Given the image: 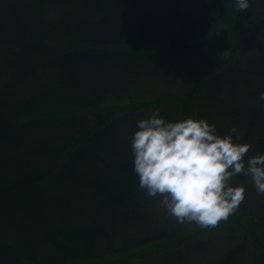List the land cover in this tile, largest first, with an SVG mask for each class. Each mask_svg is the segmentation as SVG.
<instances>
[{"label": "trees", "instance_id": "1", "mask_svg": "<svg viewBox=\"0 0 264 264\" xmlns=\"http://www.w3.org/2000/svg\"><path fill=\"white\" fill-rule=\"evenodd\" d=\"M9 1L0 0V164H5V160L11 165L19 160H35L36 168L14 177L0 174V264H110L115 259H97L100 257L98 241L105 235L99 238L101 240L97 236L89 244L85 240L83 244H70L66 238L54 241L51 233H61L71 241H78L85 234L94 235L101 231L103 222L94 219L92 209L97 206L98 195L105 191L108 178L115 183L116 190L99 202L98 210L104 213L111 208L116 216L120 210H123V215L129 212L125 209L129 205V209H137L138 199L144 190L139 187V177L134 172L132 161L120 160L125 155L123 150L107 151L116 141L121 126L133 118L135 108L145 109L153 103L176 104L179 117L194 115L207 118L215 123L221 134L235 129L232 135L240 142L250 144L247 156L264 152V99L259 95L264 92V57L261 62L252 60V66L239 55L240 43L231 41V46L227 47L226 40L220 39L223 33L215 35L214 30L211 34L215 18L213 9L204 10L192 22L189 18L182 21L176 18L181 11L180 1L176 3L174 0L171 8L164 12L169 14L175 25L182 21L191 26L181 25V31L161 24V30L149 24V17L144 18V12L139 17L137 12L131 17L122 0L110 2L114 10L105 7L106 1H100L104 6L98 11L105 14L106 20L115 17L117 21L118 18L121 25L116 30L107 31L104 27L90 28L88 23L95 19L80 20L81 13H87L88 9L94 14L97 11L91 8L90 1L51 0L50 6L60 10L49 21L29 12L35 5L46 4L45 0ZM135 1L136 7L140 3H148V0ZM10 3L14 6L10 7ZM237 4L236 0L238 11L232 18L235 23L233 34H242L246 28L241 29L240 26L246 24L248 29L255 31L257 41H261L257 46L264 52V13L254 14L258 21L253 24L247 14L250 0L246 10L241 11ZM16 12L18 15L14 22H9V15ZM75 13L78 20L71 22ZM194 21L197 27L193 26ZM133 23H140L141 27ZM190 29L194 30V35L185 38L183 32ZM196 46L211 47L218 53L213 65L197 75L187 92L147 104H119L112 100L127 96L133 81L139 76L141 66L138 63L162 50H186ZM39 62L43 73L45 69L49 71L43 74L48 83L42 86L34 79L32 82L37 83L38 91L34 89L22 94L24 82L38 75ZM136 64L138 69L133 70L132 66ZM123 65L132 69L110 74L114 67ZM77 78L84 88H76ZM134 130L124 140L125 144L131 142ZM53 135L57 138L52 141L49 136ZM100 138L104 142L97 155L95 145ZM14 142L22 145L14 146L16 150L12 152L5 148ZM3 148L8 154L2 151ZM112 158L117 162L115 165ZM83 162L87 163L84 172L77 171ZM108 170L112 172L108 173ZM113 173L122 179H117ZM129 175L133 179L130 183L126 181ZM249 179L250 176L240 174L233 181L238 184ZM82 192L92 193L89 201L84 196L86 193L82 195ZM82 197L83 202H80ZM37 198L41 202L48 201V207L37 210L26 204ZM84 207L89 213V221L81 227L77 216ZM122 219L126 224L128 219ZM227 219L228 225L245 233V244L231 246L216 264H240L247 252L252 255L249 264H264V207L255 213L237 207ZM210 228L197 226L183 236L178 232L167 235L168 230L166 236L161 234L162 241L150 248L172 243L177 246L191 240L194 247L191 252L195 249V253L202 255L208 252L202 237ZM151 237L147 235L143 241H150ZM149 251L148 248L143 254Z\"/></svg>", "mask_w": 264, "mask_h": 264}, {"label": "rangeland", "instance_id": "2", "mask_svg": "<svg viewBox=\"0 0 264 264\" xmlns=\"http://www.w3.org/2000/svg\"><path fill=\"white\" fill-rule=\"evenodd\" d=\"M45 1L47 2H45L46 4H40V6L35 5L34 8L29 10V12L32 11V15L37 14L41 17V19L45 21L53 20L54 17L59 13L60 9L51 7V0ZM86 1H90L88 3L91 5V8L94 7L97 10L95 11L93 9L95 11V14L99 17V22H97V16H95L94 12L90 13L89 11L91 9H88L87 13H81L82 16L79 17L80 20L95 19L94 22H91L89 20L91 22L88 23L90 28L95 26L102 29L104 27V30L112 31L118 29L119 26L121 27V25H119L118 18H116L117 21L114 20L115 17L106 20V18L104 17L105 14L100 13L98 11V9L102 10V7L104 6L102 5V3H100V1H106L105 7L107 9H113L110 3L112 0H82L83 3H86ZM169 1L171 3H168ZM177 1L178 0H176V3ZM179 1L181 11L176 14L177 19L183 21V19L188 20L189 18L192 22L195 18L200 15V13H203L204 10L206 11L208 8H211L215 11V18L213 20L214 24L212 26L213 30L211 34H213L214 30H216L215 35L223 33L224 36L220 37V39L226 40L227 47L231 46V41L240 43L241 48L238 51L239 55L247 59L252 66H254L252 60H254L255 62H261V59L263 60L264 52L261 47L257 46L261 44V41H257L256 33L253 29H248V26H246V24H243L242 26H240L241 29L246 28L243 33L239 34L238 36L237 34H233V31L235 29V23L234 21H232V18L236 11H238L236 8V0ZM9 2H11V0ZM122 2L124 5L126 4L127 7L125 6V9L131 17H133L136 12L138 14V17L139 15H141V13L143 14L144 12V18L148 16L149 19L148 17L147 19L150 22L149 24L156 26L155 28H159L162 30L163 27L161 26V24L163 26L169 25V28H173V30H181L182 26H189L182 23V21L180 25H178L177 23L175 25V22H171L172 20L169 14L164 12L166 8H171V4L172 2H174V0H148V3H140L139 5H137V7L135 0H122ZM66 5L67 4L63 5V8H65ZM250 5L251 7L247 10V14L251 18V22L253 21V24H256L258 20H255L254 14L258 16L259 14L264 13V0H250ZM13 6L14 5L11 4L10 7ZM117 14L119 15V9H117ZM16 15H18V12L9 15L8 21L13 23ZM28 15L30 14L28 13ZM77 16V13H75L73 15L74 19L71 22H73L74 20H78ZM167 17L169 18V20ZM139 24L135 23L134 25L140 28L141 25ZM196 24L197 22L193 23V26L197 27ZM136 31L139 30L136 29ZM193 35L194 30L192 29L183 32V36L185 38H190ZM149 38L150 37L148 36V39ZM217 53L218 51L211 47L207 48L198 46L186 50H162L158 52L157 55L151 56V58L145 60L144 62H141V64L138 63V66H141L139 70V76L133 81L131 89L128 92L127 96H122L119 99L112 98V100L115 103L119 104L134 103L135 105H137L147 104V102H153L154 100L159 98L185 93L189 90L192 82L197 78V75L204 72L206 69L210 68L213 65L212 63L216 59ZM21 55H23L22 52ZM122 64L125 65L124 62H122ZM124 65L121 68L119 66L114 67L113 70H110V74L114 72L125 71L127 66ZM138 66L137 64L135 66H132L133 70H137ZM40 72H42V74ZM44 73L48 74L49 71L45 69ZM44 73L42 64L39 62L37 73L38 75L30 79L29 81L24 82L21 91L22 94L30 93L34 89H36L35 91L37 92L39 88L37 83H42V86L47 84L48 81L46 77H44ZM34 79H36L37 83L32 82V80ZM85 80L87 81L88 77H86ZM75 82L78 83L76 86L77 89L84 88L83 85H81V82L79 83V78H77ZM157 107L160 109L161 114L164 115L166 118L175 119L179 117L178 111L176 110V104L171 106L166 104L153 103L151 106L145 109L135 108L133 118H131L128 122L121 126V128L119 129V133L117 134L116 141L114 142L113 146L108 147L107 151L123 150V153L125 155L120 157V160L123 162L132 161L133 164L132 149H130L131 142L125 144L124 140H127L131 132L136 128L138 120L144 116L149 115L152 109ZM44 134L46 133L44 132ZM49 135L51 134L49 133ZM54 138H57V136H49V139L51 140ZM103 142L104 141L102 138H100L99 141L97 140V143L95 145L96 151L102 147ZM9 143L11 142L9 141ZM18 145L21 146L22 144L14 142L12 145H5V148H9L8 150L12 152L16 150L14 146ZM11 146H13L14 149H12ZM6 149L3 148L2 151L8 154ZM96 154L99 155V152L97 151ZM116 160L118 161L119 158H117ZM3 162H5V164H0L2 165L0 166V174L2 176H17L18 174H21L23 172L33 171L36 168L34 165L35 160H25L23 162L19 160V162H16L13 165H11V162L7 160ZM85 162L80 165L77 171L84 172L83 168L87 166V163ZM111 162L113 165L117 163L115 162L114 158L111 159ZM109 172L112 171L108 170V173ZM115 175L116 173H113V176ZM115 177H117V179H122V177L119 175H116ZM130 178V175L129 177H126V181L128 183L133 181V179ZM106 182L107 187L105 191H101L102 193L98 195V200L96 201L98 202L96 204L97 206H94V209H92L95 213L94 219L96 221L103 222L101 231L95 233L94 235L85 234V236L83 238L81 237L80 239H78V241H73V239L71 241L70 238H67V235L55 232L51 233V237L54 241H56L57 239L60 240L61 238H66L69 240L68 243L70 244L74 242H80L82 244L88 242L89 244L90 241H93L95 238H97V236L99 239L102 235H105V237L101 238L102 240L99 239L101 241H98V239L95 241V243L97 241L99 242L100 247V257H97V259L114 257L115 259L111 261L110 264H216L220 261L224 253L231 246L244 243L243 238L245 237V233L237 230L235 226L231 227L230 225H228V219H225L223 221L218 222L216 226L211 227L209 230H207L204 235V238L202 237V240L205 242L203 246L205 245L206 250L208 251L202 255H198V253H195V249L193 250V252H191V248H194L191 245V240L186 241L177 246L176 244L172 243L166 246L164 245L160 248L151 249L150 246L152 244H156V242L162 241L161 236H166V231L169 230L167 235H175L178 232L180 236H183L193 231L199 225H197L195 222L188 221H185L184 223H179L176 217L169 214L167 210L159 204L158 198H152L147 196L145 190L143 191L144 193H142L138 199L137 209L134 210V208H131V211V209L128 208L130 207L129 205L128 207H125V209L127 208L129 212H126L124 215L122 212L123 210H120V213L114 216L113 210H111V208L109 209V211L107 210L103 213L101 209L98 210V208L100 207L99 202H103L104 200H106L110 193L113 194V190L115 189L113 186L115 183H113L110 178H108ZM238 184L243 185L246 188L245 198L241 201L238 206L240 210L255 213L261 207H264V194H260L256 191L252 179L242 180L238 182ZM32 189H35V187ZM61 190L63 191V189ZM84 193L86 192H82L81 194L83 195ZM90 194L92 193L90 192L84 194L86 200L88 201L90 198ZM94 196L95 195L93 194V197ZM83 199L84 198L82 197L80 199V202H83ZM26 204L34 206V209L37 210H39V207H48V205H46L48 204V201L44 200L43 202H41L39 198H37L34 202L28 201ZM86 210L87 209L84 207L81 210L79 217L77 216L79 220L78 224L81 225V227L88 224L89 221V213L86 212ZM110 214L112 216H110ZM130 214L133 215L131 216ZM53 217H56L55 214H53ZM122 218L128 219L126 224L124 223ZM74 223H76V221ZM147 235L152 236L150 240L152 241L151 243L150 241H143V238ZM148 248L150 249V251L143 254V252L146 251ZM251 256L252 255H250V253L248 252L244 253L240 264H249Z\"/></svg>", "mask_w": 264, "mask_h": 264}, {"label": "clouds", "instance_id": "3", "mask_svg": "<svg viewBox=\"0 0 264 264\" xmlns=\"http://www.w3.org/2000/svg\"><path fill=\"white\" fill-rule=\"evenodd\" d=\"M249 8V0H238ZM264 99V92H260ZM221 134L215 123L194 115L166 118L153 108L140 118L132 133L133 169L139 187L179 223L214 227L227 219L245 198L246 188L233 178L250 176L264 194V152L251 156L250 144Z\"/></svg>", "mask_w": 264, "mask_h": 264}]
</instances>
